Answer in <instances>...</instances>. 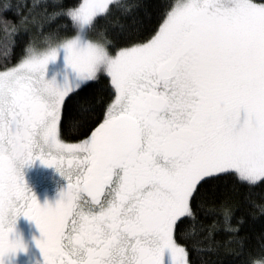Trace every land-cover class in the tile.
<instances>
[{
    "label": "snow or ice",
    "instance_id": "1",
    "mask_svg": "<svg viewBox=\"0 0 264 264\" xmlns=\"http://www.w3.org/2000/svg\"><path fill=\"white\" fill-rule=\"evenodd\" d=\"M110 5L123 7L83 0L61 12L90 29ZM9 10L0 9L5 36L30 22L19 9L20 20H10ZM74 48L63 49L74 86L45 79L60 51L51 46L0 71V259L24 250L10 239L23 215L42 234L44 264H190L176 230L195 219L202 187L225 174L264 183V0H176L147 42L109 49L98 76L97 54L77 60ZM101 74L114 102L90 135L64 142L66 99ZM37 159L68 181L55 207H42L26 186L22 169ZM232 212L223 205L225 231L238 230L227 226ZM215 230L214 221L199 250H211Z\"/></svg>",
    "mask_w": 264,
    "mask_h": 264
},
{
    "label": "trees",
    "instance_id": "2",
    "mask_svg": "<svg viewBox=\"0 0 264 264\" xmlns=\"http://www.w3.org/2000/svg\"><path fill=\"white\" fill-rule=\"evenodd\" d=\"M175 1L142 0L136 7L139 0H120L123 7L110 5L109 11L98 16L88 32L97 37L103 30L112 41L109 49L113 53L120 47L145 42L158 30ZM80 2L0 0V9L5 3L10 5V10L4 13L10 20H20L17 9L21 16L28 15L30 20L12 35L0 33V71L16 65L32 44L72 34L73 23L61 10L73 9ZM32 17H35L34 22H31ZM114 97L110 78L104 74L98 81L90 82V87L71 94V98L66 99L61 135L71 141L87 137L103 121ZM198 203L199 206L193 204L195 219L182 218L176 230L178 243L186 246L189 252L190 264H252L253 259L264 255V212L258 207L264 205V183L249 186L239 182L234 174L221 175L202 187ZM224 204L233 208L227 226L238 229L235 232L224 230ZM214 221L218 230L213 233L211 250H199L208 247L209 241L203 238Z\"/></svg>",
    "mask_w": 264,
    "mask_h": 264
},
{
    "label": "flooded vegetation",
    "instance_id": "3",
    "mask_svg": "<svg viewBox=\"0 0 264 264\" xmlns=\"http://www.w3.org/2000/svg\"><path fill=\"white\" fill-rule=\"evenodd\" d=\"M61 139L66 143H77L82 140H66L62 135ZM63 167L67 170L68 165L66 160ZM22 171L26 186L32 191L37 202L42 207L45 204H56L61 198L60 194L67 189L68 181L54 167L44 165L39 159L30 165H25ZM18 217L25 216L20 215ZM32 226H34L32 235L21 240L31 244L33 250L20 255L18 259L19 264H40V260L38 259L42 255V252L37 246L36 241L41 240L43 237L36 223H32ZM41 258L43 259V256Z\"/></svg>",
    "mask_w": 264,
    "mask_h": 264
},
{
    "label": "rangeland",
    "instance_id": "4",
    "mask_svg": "<svg viewBox=\"0 0 264 264\" xmlns=\"http://www.w3.org/2000/svg\"><path fill=\"white\" fill-rule=\"evenodd\" d=\"M82 2H83V0H81V2L74 8H78ZM76 30L77 29L75 28L73 33L66 36V37L73 36L76 33ZM82 35H84L85 37L89 36L90 38H93V39L97 38V37L92 36L88 32V27L83 28ZM66 37H63V38L58 39V40L46 41V42H43L42 44H40V43L39 44H32L28 48L27 53L25 54V56L22 59L26 58V56H30L32 51H34L37 55H41L50 46L57 44L58 42L62 41ZM145 42H147V41H145ZM22 59L16 65H14L10 68L16 67L22 61ZM10 68H8V69H10ZM8 69H6V70H8ZM6 70H3V71H6ZM45 79H47L49 81L54 79L58 86H63L66 82L72 86L76 85L77 83H80V81L78 79V74L71 68V66L67 65V62L65 60V53L62 49L58 52L57 59L55 61H50L48 63V65L46 66ZM114 100H115V97L111 103H113ZM111 103L109 104V106L111 105ZM105 114H106V112H105ZM242 117H243V113H242ZM32 223H35V221L29 220L27 217H17L16 223L14 225V231L12 233H10V239H15L16 237H19L20 239L28 238L30 235H32V230L34 229V226H32ZM41 256H43V254ZM41 256L38 260H40V264H44V259H42Z\"/></svg>",
    "mask_w": 264,
    "mask_h": 264
},
{
    "label": "clouds",
    "instance_id": "5",
    "mask_svg": "<svg viewBox=\"0 0 264 264\" xmlns=\"http://www.w3.org/2000/svg\"><path fill=\"white\" fill-rule=\"evenodd\" d=\"M76 29V33L69 40L60 41L51 47L53 49L63 50L67 44L75 42L74 58L83 61H87L90 51H94L97 55L93 67V75L98 76L104 70L108 59H110L109 45L111 44V40L105 35L103 30L98 33L97 38L93 39L89 36L85 37L82 35L83 27L78 23L76 24ZM31 55H36V53L32 51ZM67 65L71 66L68 63ZM71 68L77 73L76 69L72 66ZM252 264H264V262L253 259Z\"/></svg>",
    "mask_w": 264,
    "mask_h": 264
},
{
    "label": "water",
    "instance_id": "6",
    "mask_svg": "<svg viewBox=\"0 0 264 264\" xmlns=\"http://www.w3.org/2000/svg\"><path fill=\"white\" fill-rule=\"evenodd\" d=\"M49 206L55 207L56 204H50ZM23 244H24V250H18L15 253L7 254L5 257L0 259V264H19L18 263L19 256L33 250L31 244L27 242H23Z\"/></svg>",
    "mask_w": 264,
    "mask_h": 264
}]
</instances>
